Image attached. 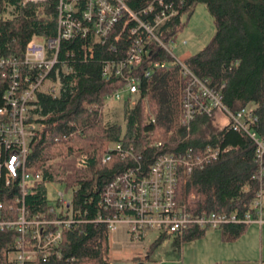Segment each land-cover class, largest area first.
<instances>
[{"label":"trees","instance_id":"trees-1","mask_svg":"<svg viewBox=\"0 0 264 264\" xmlns=\"http://www.w3.org/2000/svg\"><path fill=\"white\" fill-rule=\"evenodd\" d=\"M154 0H125L129 8L140 11ZM178 10L159 29L162 40L171 39L187 25L196 6L204 3L213 17L216 33L184 64L212 88L220 90L225 107L237 112L252 105L258 122L252 125L264 138V0H171ZM0 56L22 59L34 36L46 39L57 34V5L54 0L38 3L0 0ZM120 26L117 27L119 30ZM115 32L106 43L78 36L63 40L59 62L49 77L59 83L61 93H38L31 119L41 124L31 138L26 170L42 174V180L25 196L27 221H39L47 229L52 223L71 216L62 231L57 252H37L26 263L11 257L18 250V226H0V264H111V236L106 218L113 211L105 206L104 191L109 183L128 168L143 173L163 154H202L207 146L220 148L217 159L198 165L191 172L180 169L177 201L194 217L211 212L249 211L259 181L254 178L259 165L255 143L245 132L223 124L218 117L198 116L188 130L182 122L183 100L189 79L173 55L155 43L149 45L145 61L131 74L139 77L135 94L107 104V98L126 82L106 66L126 59L132 43L126 31L116 41ZM93 44V51L84 48ZM114 44V48L111 47ZM155 61H165L155 67ZM22 75L33 78L37 71L22 67ZM0 68V106L9 78ZM131 71V70H130ZM149 72V75L147 73ZM127 73V74H129ZM124 123H122V121ZM120 144L122 148H118ZM109 157L107 160H105ZM69 193L70 207L50 193V184ZM17 183L0 178V222L17 221L21 216ZM72 211V212H71ZM250 224L221 227L227 240L241 237ZM208 230L197 226L181 240H194ZM159 236L147 253L158 247ZM143 240V239H142ZM26 249H34L31 226ZM133 260L141 261L140 256Z\"/></svg>","mask_w":264,"mask_h":264},{"label":"built area","instance_id":"built-area-1","mask_svg":"<svg viewBox=\"0 0 264 264\" xmlns=\"http://www.w3.org/2000/svg\"><path fill=\"white\" fill-rule=\"evenodd\" d=\"M43 1L47 0H24V3ZM54 1L58 20L56 36L49 39L34 36L28 42L22 59L0 56V68L5 69L3 76L10 81L4 93L5 103L0 106V178H4L7 184H18L20 196L17 201L22 213L17 221L0 222V226H18L21 231L18 250L11 254L20 263L31 261L37 252L45 255L52 250L57 252L62 231L71 223L72 213L69 219L54 221L52 224L57 226L56 229H47L39 221H27L24 204L25 196L33 192L34 184L42 180V174H32L26 170L31 138L42 127L31 119V109L38 93L54 97L61 93L59 83L51 80L49 75L59 62L62 41L82 36L92 37L95 43H106L114 32L115 40L119 41L125 31L131 37L132 43L126 59L108 64L104 71V74L109 75L113 69L117 76L126 79L121 89L108 96L107 104H110L121 100L126 93L137 92L139 77L129 72L145 61L151 43L171 53L169 43L162 40L159 29L166 20L178 13L171 0H154L138 12L131 10L125 0ZM118 26L119 30L115 31ZM111 47L114 48L113 43ZM84 48L92 52L93 44H85ZM175 60L181 65L183 75L189 79L183 100L182 122L185 127L190 130L196 117H210L216 110H222L234 129L245 131L253 139L259 165L254 176L259 181L256 196L244 215L232 211L211 212L194 217L177 201L179 171L183 169L191 172L195 166L217 159L220 148L207 146L202 154L189 153L190 151L187 155L163 154L152 163L146 173L141 171L140 166L128 168L106 187L105 206L113 211V215L106 218L110 236L124 227L130 241L142 240L149 230H156L160 236L174 235L176 239H182L187 231L196 226L211 230L229 224H264V138L252 127L259 120L254 107L247 105L237 112L228 110L220 90L208 86L184 62ZM166 65L165 61L154 62L155 67ZM23 66L37 71L36 75L31 79L27 76L20 79ZM117 147L122 148L120 144ZM57 194L63 199L64 208H69L70 201L65 198V193L58 191ZM1 206L0 204V208ZM29 226L35 241V248L32 250L25 248Z\"/></svg>","mask_w":264,"mask_h":264},{"label":"rangeland","instance_id":"rangeland-1","mask_svg":"<svg viewBox=\"0 0 264 264\" xmlns=\"http://www.w3.org/2000/svg\"><path fill=\"white\" fill-rule=\"evenodd\" d=\"M216 31L213 17L207 6L200 3L196 6L184 29L169 42L170 52L175 59L184 62L203 48L213 38ZM226 119L223 118L221 122L226 124L229 121ZM121 121L124 123L123 120ZM58 191L65 192L62 186L51 183V195L56 196ZM70 197L69 193H65L67 200L70 201ZM159 236L156 230H149L145 233L143 240L130 241L125 234L124 227H120L112 240L111 263L264 264V224L260 226L251 223L247 231L235 241L227 240L222 229H211L194 240L183 239L178 243L174 235H168L164 236L158 247L154 248L151 253H147ZM141 254L143 256H140L141 261L133 260V257Z\"/></svg>","mask_w":264,"mask_h":264},{"label":"crops","instance_id":"crops-1","mask_svg":"<svg viewBox=\"0 0 264 264\" xmlns=\"http://www.w3.org/2000/svg\"><path fill=\"white\" fill-rule=\"evenodd\" d=\"M218 117H219V120L220 121H222L223 120V118H227V116L224 114V113H222V112H220L219 114H218ZM227 121H228V118L226 119ZM225 122V121H224ZM229 122V121H228ZM227 122V123H228ZM254 224V223H253ZM114 236H115V234L114 235H112L111 236V259L113 258V256H112V245H113V238H114ZM118 241V240H117ZM114 242H115V240H114ZM141 252V251H140ZM138 255V254H137ZM139 256H142V254L141 255H139ZM143 257V256H142ZM117 260H119V258H117Z\"/></svg>","mask_w":264,"mask_h":264}]
</instances>
